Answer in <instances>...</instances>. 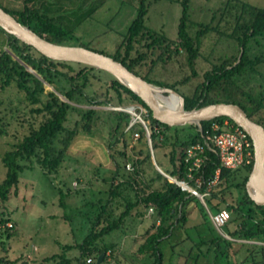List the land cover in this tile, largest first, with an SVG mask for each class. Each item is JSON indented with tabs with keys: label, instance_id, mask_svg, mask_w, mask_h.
Here are the masks:
<instances>
[{
	"label": "rangeland",
	"instance_id": "rangeland-1",
	"mask_svg": "<svg viewBox=\"0 0 264 264\" xmlns=\"http://www.w3.org/2000/svg\"><path fill=\"white\" fill-rule=\"evenodd\" d=\"M42 1L54 5L57 8V15L73 20L72 25L75 28L73 35L67 39L68 45L82 44L91 50L102 51L111 56L115 55L118 50L131 24L136 19L141 5V0ZM181 1L148 0L145 25L164 35L169 41L178 43V28L182 17ZM225 1L190 0L189 33L195 35L198 25L210 23L215 11L222 7ZM241 1L264 8V0ZM2 2L4 6L11 9H18L23 4V0H2ZM8 41V36L0 31V53L7 48ZM175 48L176 45L171 46L173 51ZM199 52L194 67L195 73L189 66L185 53L180 52L178 55L175 53L170 59L165 57L157 62L153 66L151 78L174 86L181 95H192L196 87L204 81V74L214 65L220 64L226 58L233 59L241 55L239 46L234 40L218 36L216 33H209L202 39ZM263 52L264 37L258 38L257 42H251L250 55L252 57ZM159 54L160 51H157L153 59H157ZM74 67L76 71L80 69L78 65ZM100 71L95 72L99 79H93L86 91L96 100H107L108 104L93 105L86 98L76 96L74 104L72 103L76 108L69 110L65 124L67 128H73L86 110L93 108L99 112L92 130L89 133L81 131L80 136L75 138L57 173L47 176L36 165L25 169L21 174L18 194L13 195L2 207L7 217L10 218V221L0 228L2 230L0 258L6 260L7 263L4 264H57L61 261L60 259L48 263L45 260L62 253L66 254L69 263L61 264H79L78 259L82 252L78 246L83 240L92 231H99L103 226L117 220L126 208L127 198L130 197L133 202L136 201V189L130 185L134 178H138L133 173L136 161H142L140 170L142 179L144 178L145 181L156 178L158 169L155 163L165 174L169 175L168 173L173 168L170 161L171 152L174 149L173 144L184 141L201 130L199 126L187 125L164 131L165 140L163 141V136L160 135L159 148L156 150L148 138L151 134L143 123L138 122L132 127L131 133L124 137L119 135L120 131L113 135L112 131L115 126L113 117L118 116L117 112H126L131 107H139L141 110L137 112L142 113V119L148 126L149 121H145L147 111L123 91L119 98L116 91L110 87L112 75L106 71ZM260 71L264 74V66L260 67ZM75 73L72 72V74ZM246 79L248 88L253 87L256 90L262 86L263 81L259 75H249ZM55 81L64 89L69 88V83L63 77L57 76ZM45 88V93L41 95L43 101L48 99V93L53 90V86L46 84ZM165 95L168 96V94ZM30 108L31 105L26 101L25 93L17 89L15 85L0 90V182L6 176V168L2 163L3 155L27 134L28 124L22 119L33 122L28 113ZM132 121L133 116L130 114L126 130L131 128ZM124 126L125 123L122 128ZM136 134H139L138 138ZM116 137H120L116 150L118 152L125 150L127 154L125 159L116 156L115 160L119 169L115 167L111 158V153L115 151L110 149L111 142ZM123 139L128 142L127 148L123 147ZM151 147L154 159L152 155L150 159H147L148 150L151 154ZM128 164L132 165L133 170L127 169ZM121 182L125 185L120 189L119 196L112 198L111 190ZM162 185V181H156L153 187L161 188ZM59 190L63 192L62 201ZM232 195L229 202L234 203L239 199L240 194L234 190ZM104 205H106V212L97 222L101 206ZM201 207H205L201 198L192 195L189 203L182 208L188 218L186 227L200 225L204 222L205 225L198 229V233L190 230V239L182 228L176 227L173 237L162 245L163 264H214L215 260L218 264L236 263L233 255L225 257L218 254L219 259L216 258L213 250L208 251V245L202 247L203 251L194 247V242L199 240L208 241L213 237L230 239L228 233L232 232L236 226L227 224L221 230L213 228L209 211L205 209L206 216H204ZM137 209L144 210L142 207ZM138 210H134L132 216L125 220L120 229L95 243L97 250L107 248L106 258H103L99 264L152 263L151 257L138 254V247L147 233L153 230V226L158 224V218L151 208L144 210L145 216L143 217L135 215ZM254 213L258 218L260 217L257 211ZM5 227H9L10 230H6ZM173 245H175L174 250H172ZM245 251L246 249L241 254H249V251ZM101 255L98 256L97 253L92 255L90 258L93 262H87V264H98L96 257L99 258ZM196 257L198 258L195 261L193 258ZM81 262L84 264L83 260Z\"/></svg>",
	"mask_w": 264,
	"mask_h": 264
},
{
	"label": "trees",
	"instance_id": "trees-1",
	"mask_svg": "<svg viewBox=\"0 0 264 264\" xmlns=\"http://www.w3.org/2000/svg\"><path fill=\"white\" fill-rule=\"evenodd\" d=\"M147 1L141 0L136 19L131 24L115 55L109 56L123 63L130 71L141 76L149 83L171 88L178 92L174 86L151 78L150 74L154 70L153 66L165 57L170 59L175 53L178 55L180 52H184L189 66L195 73V62L200 54L202 39L209 33H216L218 36L230 38L238 44L239 53L243 52L241 57L238 55L233 59L226 58L220 64L214 65L211 70L204 74V81L196 87L192 95L182 94L185 100V109L190 111L215 103L237 104L246 111L250 119L264 127V74L260 71V67L264 66V52L253 57L250 55L251 42H257L258 38L264 37V8L255 7L241 0H226L223 6L215 11L211 22L198 25L196 34L191 35L189 33L190 0H182L178 43H173L164 35L145 25V15L148 10ZM0 6L42 38L56 44H69L67 39L73 35L75 28L72 25L73 20L57 15V8L54 5L44 3L42 0H23L20 8L11 9L4 6L2 0H0ZM0 31L9 38L7 48L0 53V90L15 85L17 89L23 91L26 101L31 105L28 113L33 120V122H29L22 119L28 124L27 134L2 157V163L6 168V176L0 182L1 228L10 221L2 207L13 195L18 194L22 172L36 165L47 176L57 173L65 161L68 150L75 138L81 131L89 133L92 130L99 112L93 108L86 110L73 128L66 127L69 110L76 108L72 105L75 97H84L90 104L99 106L107 105L108 101L96 100V98L89 96L86 91L93 79H99L95 72L100 70L82 64L52 60L40 54L35 48L23 43L17 37L6 33L1 27ZM172 45H176L174 51L171 49ZM75 46L86 47L82 44ZM157 51H160V54L157 59H153ZM97 52L106 54L102 51ZM74 65H78L80 69L76 71ZM72 72L76 73L72 74ZM249 75H259L263 81L259 89L248 88L246 78ZM57 76L63 77L69 83L67 90L56 83ZM239 78L242 80H238ZM46 84L53 86L54 90L50 91L48 99L43 101L41 95L45 93ZM110 87L116 91L119 98H121V91H123L147 111L145 121H149L151 142L154 150L159 148L160 135L163 136L162 140L164 141V131H170L172 127L157 121L147 104L132 90L122 85L114 76H112ZM57 93L65 97L68 102L64 101ZM117 114L118 116L113 117L115 126L112 134L115 135L120 131L119 135L124 137L133 130L132 127L126 130L130 121V114L124 111L117 112ZM226 120H228L231 127H238L231 119L219 117L202 122L201 130H198L197 134L190 135L184 141L175 142L170 160L173 168L168 174L178 181H185L189 186L198 188V191L204 194L206 207H201L204 216H206L205 209L212 214L222 209L231 211V219L227 224L236 226L232 232L228 233L230 239L213 237L208 241H195L194 247L196 249L203 251L202 247L208 245V251L213 250L216 253V258H218V254L225 257L233 255L236 259L235 264H264V206H258L249 197L246 190V183L254 166V158L249 166L228 170L221 168L218 156L206 149L207 159L205 163L199 170L192 172L194 179L188 176L193 162H185L186 149L197 142H203L202 134H206V131L211 129L212 124L217 122L223 126ZM124 123L125 126L122 128ZM174 129H177V127H174ZM142 137L145 136L142 135ZM119 142L120 137H116L110 146V149L115 151L111 153V158L118 169L116 156L121 159L127 157L125 150L119 152L116 150ZM122 144L124 148H127L128 142L126 139H123ZM150 158L151 154L148 150L147 159ZM141 164L142 161H136L133 173L138 178H134L132 184L130 183L136 189V201L133 202L130 197L127 198L126 208L117 220L103 226L99 231H92L83 240L78 246L82 252L80 259H78L79 264H82L81 260L84 264H87V259L96 253L98 256L104 254L105 259L107 248L97 250L94 246L95 243L111 232L120 229L125 220L132 216L134 210H138V207H142L144 210L153 208L158 218V224L153 226V230L147 233L138 247V254L147 255L153 259L151 264H163L164 252L162 245L173 237L176 227L182 228L188 239H190V230L198 233V229L205 225L204 222L200 225L186 227L188 218L182 208H185L186 204L192 199V194L183 191L177 184L171 182L158 171L156 172V178L145 181L144 178L142 179ZM219 168H221V171L217 184L207 191L208 184L213 180ZM197 178L202 179L201 187L197 186L195 181ZM156 181L163 182L161 188L153 187ZM124 185L125 183L121 182L114 186L110 192L112 198L119 196V191ZM234 190L239 192L240 197L236 202L231 203L229 199H232ZM59 191L62 201L63 192ZM144 210L136 211L135 215L145 216ZM256 211L260 215L259 218L254 213ZM105 212L106 205L101 206V213L97 218V222ZM213 228L215 227L213 226ZM5 229L10 230L9 227H5ZM1 232L2 230H0ZM236 245H238L237 248ZM174 249L175 245L172 246V250ZM245 249V252L249 251V254H241ZM203 255L207 256V254ZM197 258L193 259L196 261ZM57 259L61 260L57 264L69 263L65 253L46 258L45 262L48 263ZM97 259L98 257H96V261ZM4 263H7L6 260L0 258V264ZM214 264H218V262L215 260Z\"/></svg>",
	"mask_w": 264,
	"mask_h": 264
},
{
	"label": "water",
	"instance_id": "water-1",
	"mask_svg": "<svg viewBox=\"0 0 264 264\" xmlns=\"http://www.w3.org/2000/svg\"><path fill=\"white\" fill-rule=\"evenodd\" d=\"M0 27L6 33L17 37L23 43L35 48L40 54L52 60L82 64L110 73L122 85L132 90L147 104L157 121L169 127L196 125L201 128L202 122L211 121L219 117H227L234 121L249 134L254 145V166L246 183L247 193L258 206H264V127L250 119L246 111L239 105L215 103L188 111L185 109L184 97L176 90L149 83L109 55L83 46L52 43L39 36L28 26L20 23L1 6ZM30 70L34 72L32 69ZM165 94L174 95L180 99L179 109L163 106L159 100V95ZM58 95L68 102L65 97L60 94ZM148 138L151 141V135ZM151 155L154 159L152 147ZM155 165L161 174L171 179V176L165 174L156 163ZM202 202L206 207L205 201L202 200ZM103 258L104 254L98 258V264L102 262Z\"/></svg>",
	"mask_w": 264,
	"mask_h": 264
},
{
	"label": "built area",
	"instance_id": "built-area-1",
	"mask_svg": "<svg viewBox=\"0 0 264 264\" xmlns=\"http://www.w3.org/2000/svg\"><path fill=\"white\" fill-rule=\"evenodd\" d=\"M141 110L139 107H131L128 109V113L132 114L133 121L130 127L138 124V122L143 123L144 127L151 134L150 128L144 123L141 114L137 111ZM139 137V134H136ZM203 142H197L189 146L186 149L184 160L185 162L192 161V167L189 169L190 173L188 176L194 179L193 171L199 170L206 161V149L212 151L218 156L221 168L228 170H235L240 167L249 166L253 162L254 158V145L249 134L241 127H231L228 120L224 121L223 126L220 123H214L211 129L206 131V134H202ZM221 168L216 171L213 180L208 184V190L217 184L219 180V175ZM128 170H133L131 164L127 165ZM171 182L177 184L183 191H188L192 195L200 197L204 200V194L198 191V188L189 186L185 181H178L171 177L169 179ZM197 186L201 187L202 179H195ZM153 211V208H151ZM209 211V210H208ZM211 222L213 226L221 230L231 219V211L227 209H222L214 214L209 211ZM12 226V225H11ZM88 263H92V259L87 260Z\"/></svg>",
	"mask_w": 264,
	"mask_h": 264
},
{
	"label": "bare ground",
	"instance_id": "bare-ground-1",
	"mask_svg": "<svg viewBox=\"0 0 264 264\" xmlns=\"http://www.w3.org/2000/svg\"><path fill=\"white\" fill-rule=\"evenodd\" d=\"M159 100L163 104V106L166 107V108L179 109V107H180V99L177 96H174V95H168V96L159 95Z\"/></svg>",
	"mask_w": 264,
	"mask_h": 264
}]
</instances>
